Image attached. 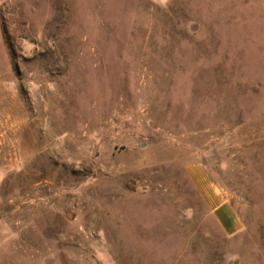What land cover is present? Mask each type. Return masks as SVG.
I'll list each match as a JSON object with an SVG mask.
<instances>
[{
	"label": "rangeland",
	"instance_id": "1",
	"mask_svg": "<svg viewBox=\"0 0 264 264\" xmlns=\"http://www.w3.org/2000/svg\"><path fill=\"white\" fill-rule=\"evenodd\" d=\"M0 264H264V0H0Z\"/></svg>",
	"mask_w": 264,
	"mask_h": 264
},
{
	"label": "crops",
	"instance_id": "2",
	"mask_svg": "<svg viewBox=\"0 0 264 264\" xmlns=\"http://www.w3.org/2000/svg\"><path fill=\"white\" fill-rule=\"evenodd\" d=\"M211 192L212 195L208 202L212 205V212L218 224L225 232V234H235L240 227V221L238 217L228 203H226L225 201L219 203L218 196L214 191Z\"/></svg>",
	"mask_w": 264,
	"mask_h": 264
}]
</instances>
